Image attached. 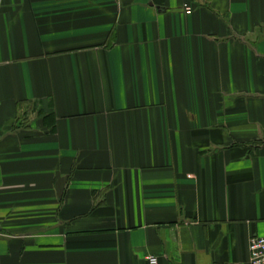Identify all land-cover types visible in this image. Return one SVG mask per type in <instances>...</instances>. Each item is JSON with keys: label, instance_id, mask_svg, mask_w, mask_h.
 I'll return each mask as SVG.
<instances>
[{"label": "crops", "instance_id": "1", "mask_svg": "<svg viewBox=\"0 0 264 264\" xmlns=\"http://www.w3.org/2000/svg\"><path fill=\"white\" fill-rule=\"evenodd\" d=\"M253 236L264 0H0V264H249Z\"/></svg>", "mask_w": 264, "mask_h": 264}, {"label": "built area", "instance_id": "2", "mask_svg": "<svg viewBox=\"0 0 264 264\" xmlns=\"http://www.w3.org/2000/svg\"><path fill=\"white\" fill-rule=\"evenodd\" d=\"M185 15H191L192 9L188 4L182 6ZM249 264H264V236H253L248 240ZM148 264H158L155 257L147 258Z\"/></svg>", "mask_w": 264, "mask_h": 264}]
</instances>
